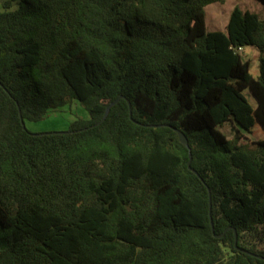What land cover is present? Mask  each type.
Instances as JSON below:
<instances>
[{
	"label": "trees",
	"instance_id": "16d2710c",
	"mask_svg": "<svg viewBox=\"0 0 264 264\" xmlns=\"http://www.w3.org/2000/svg\"><path fill=\"white\" fill-rule=\"evenodd\" d=\"M225 1L0 4V264H264V17Z\"/></svg>",
	"mask_w": 264,
	"mask_h": 264
},
{
	"label": "rangeland",
	"instance_id": "374dc122",
	"mask_svg": "<svg viewBox=\"0 0 264 264\" xmlns=\"http://www.w3.org/2000/svg\"><path fill=\"white\" fill-rule=\"evenodd\" d=\"M5 0H0V4ZM234 6H239L243 10H249L257 13L260 17H264V8L258 0H227L222 4H210L204 7L205 25L208 31L225 30L230 11ZM257 50L245 47L242 55L245 59L252 62V72H256L257 68ZM251 104L254 105V99L246 93ZM77 118H88V112L77 100H73L70 104L50 110L46 116L37 122H26L27 129L32 133H42L49 131H60L68 127L69 123ZM220 130L230 138L232 136V128L229 124H224ZM251 139L258 140L263 137L262 129L257 125L252 129V133L248 134Z\"/></svg>",
	"mask_w": 264,
	"mask_h": 264
},
{
	"label": "water",
	"instance_id": "95a60500",
	"mask_svg": "<svg viewBox=\"0 0 264 264\" xmlns=\"http://www.w3.org/2000/svg\"><path fill=\"white\" fill-rule=\"evenodd\" d=\"M118 99H119V98L115 99L114 101H112V102L106 107L105 113H104V115H103V117H102L101 120H103V119L106 117V115H107V113H108L110 107H111L114 103H116V102L118 101ZM129 111H130V106H129ZM19 113H20V112H19ZM21 123H22V126L25 127V124H24L23 119H21ZM175 130H176V132H177V134H178L179 141H180L182 144H184L185 146H188V141H187L186 136H185L181 131H179V130H177V129H175ZM190 159H191V156H190V153H189L188 168L191 169V167H190V165H189V163H190ZM208 208H209L210 225H211V228H212V230H213V223H212V218H211V198H210V193H209V192H208ZM221 235H222V234H214L215 237H219V236H221ZM234 237H235V248H236V249H239V248L237 247V245H236V233H234Z\"/></svg>",
	"mask_w": 264,
	"mask_h": 264
},
{
	"label": "built area",
	"instance_id": "2783aa9c",
	"mask_svg": "<svg viewBox=\"0 0 264 264\" xmlns=\"http://www.w3.org/2000/svg\"><path fill=\"white\" fill-rule=\"evenodd\" d=\"M237 51L242 53L243 52V48L239 47V48H237Z\"/></svg>",
	"mask_w": 264,
	"mask_h": 264
}]
</instances>
